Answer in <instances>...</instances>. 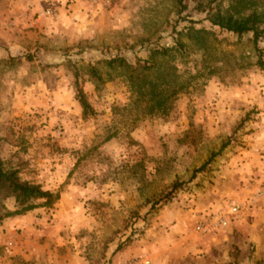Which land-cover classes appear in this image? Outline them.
Masks as SVG:
<instances>
[{
    "label": "rangeland",
    "instance_id": "374dc122",
    "mask_svg": "<svg viewBox=\"0 0 264 264\" xmlns=\"http://www.w3.org/2000/svg\"><path fill=\"white\" fill-rule=\"evenodd\" d=\"M215 12L257 14V42ZM258 60L264 0H0V161L58 193L0 220V264H264V212L238 221L264 207ZM230 202L228 229L193 231Z\"/></svg>",
    "mask_w": 264,
    "mask_h": 264
},
{
    "label": "trees",
    "instance_id": "16d2710c",
    "mask_svg": "<svg viewBox=\"0 0 264 264\" xmlns=\"http://www.w3.org/2000/svg\"><path fill=\"white\" fill-rule=\"evenodd\" d=\"M181 1L182 0H177L178 4H181ZM207 20L212 26L236 36L251 33L253 43H256L257 39L261 35V30H259L261 20L255 13H249L245 16L237 18L231 15L225 16L221 15L219 12H215L214 14L208 16ZM113 63L121 65L122 59L113 58L106 60L107 66L111 67ZM257 63L260 65L261 69L264 68V65L260 60H258ZM71 69L73 74V85L75 88V99L81 109L82 116L85 117L90 115L92 110L86 102L78 85L76 70L74 68ZM226 146L227 142L223 143L216 152L211 153L199 168L193 170L192 175L202 171L205 166H207ZM171 188L173 191L176 188V185L173 184ZM169 195L170 194H167L166 197ZM0 197L12 198L15 206L13 211H6L1 214V220L4 218L21 216L40 207L50 208L58 200V193H52L48 190H44L38 184L21 181L17 177V172L15 170L6 169L0 161Z\"/></svg>",
    "mask_w": 264,
    "mask_h": 264
},
{
    "label": "built area",
    "instance_id": "2783aa9c",
    "mask_svg": "<svg viewBox=\"0 0 264 264\" xmlns=\"http://www.w3.org/2000/svg\"><path fill=\"white\" fill-rule=\"evenodd\" d=\"M240 204L230 202L226 206H217L207 214L199 217L193 224V231L198 235L214 234L225 231L231 222L237 217L240 211ZM150 260L145 256H139L133 260L122 262L121 264H150Z\"/></svg>",
    "mask_w": 264,
    "mask_h": 264
},
{
    "label": "crops",
    "instance_id": "0c3cea01",
    "mask_svg": "<svg viewBox=\"0 0 264 264\" xmlns=\"http://www.w3.org/2000/svg\"><path fill=\"white\" fill-rule=\"evenodd\" d=\"M264 212V207L261 205L257 206V208L250 210L249 213H247L244 217V215H242V217L238 220L240 222H245V224L248 226L250 225H254V216L258 215L259 213H263ZM251 237L257 235V233L254 232V230L251 231ZM254 234V235H253ZM256 241V239L254 240ZM259 242V241H258Z\"/></svg>",
    "mask_w": 264,
    "mask_h": 264
}]
</instances>
